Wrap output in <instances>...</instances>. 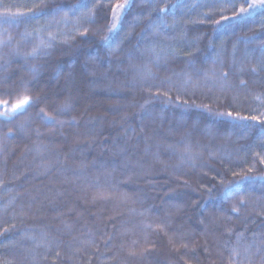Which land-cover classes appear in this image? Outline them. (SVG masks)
<instances>
[{"label":"trees","instance_id":"1","mask_svg":"<svg viewBox=\"0 0 264 264\" xmlns=\"http://www.w3.org/2000/svg\"><path fill=\"white\" fill-rule=\"evenodd\" d=\"M78 2L0 0L45 13L0 23V99L32 97L0 117V261L231 264L238 247L237 264H264V123L239 119L264 113V9L130 0L110 34L123 0H98L86 36L80 13L49 24Z\"/></svg>","mask_w":264,"mask_h":264},{"label":"snow or ice","instance_id":"2","mask_svg":"<svg viewBox=\"0 0 264 264\" xmlns=\"http://www.w3.org/2000/svg\"><path fill=\"white\" fill-rule=\"evenodd\" d=\"M91 0H79L78 3L72 5L71 7L67 8V10H64L63 8H58L55 10V12L52 15V20L49 22V24H64L67 26L70 23L69 20V15L71 14L72 16H76L77 13H80V16L77 17L74 28L75 32L78 35L81 36H86L87 33L89 32V28L84 27L81 29L80 27V19H85L89 23L94 22V17H95V10L99 6L98 0L96 3H92L91 7H89V3ZM229 3H231L232 7L235 8V3H233V0H229ZM244 4H247V7L244 6ZM41 5L34 4L31 8H28L27 13L22 12V11H11V9H5L2 13H0V23H5V24H18L21 19H34L38 18L45 13L42 11H34L33 9L40 8ZM130 7V0H123V3H118L114 7H112V24L108 28V32L111 34L114 31H116L119 27L120 21H121V15L122 13ZM172 8H175L176 5H172ZM257 9H264V0H243V3H241L238 11L235 13L236 17L242 16V15H251L253 12H255ZM83 10V11H82ZM167 11V7L165 8H160L159 12L164 13ZM62 13V15H60ZM59 17V18H57ZM223 19H228V17H222ZM217 24H219V21H216ZM161 24H163V21H161ZM160 25H156L155 27H159ZM166 26V25H165ZM154 30V29H153ZM48 35V40L45 41L44 39H40V42L38 45L33 47L32 51L30 53H26L25 55L27 56H36L38 54H41V52L44 49L51 48L53 46V42L56 40V36L49 31L47 33ZM66 39L63 41L64 43L68 42L67 39V34ZM10 39V37H9ZM104 42L107 43L110 39L109 36H105ZM4 41L0 39V45H2ZM46 54V53H45ZM254 71V69H253ZM227 73H222V77L224 79H227ZM191 81V77H189L188 81L186 83ZM241 85L245 84V81L241 80L240 81ZM28 87L27 85L23 86V90L16 96L14 102H10L8 99H0V117L4 118H12L14 115L23 112L26 110L27 106H29L32 103V97L28 95ZM179 99V97L177 98ZM187 103V101H185ZM194 103V102H193ZM68 107L67 104L64 105V108L66 109ZM196 107H203L207 111H212L210 107L207 105H196ZM41 113H43L44 118L46 122L56 124L60 123L62 124L63 121L57 120V115H60V112H57L56 115L49 114L45 112L43 108L40 109ZM219 115L224 116L227 115L229 117L232 116L231 112L228 113H219ZM75 118H73L74 120ZM241 120H248L251 119L253 121H258L261 123H264V113H261L259 117L257 116H252V117H239ZM9 134H11V130H9ZM261 161L264 162V157L261 158ZM231 187V185L225 186V191H228V189ZM101 198L103 197V194H99ZM241 205L244 203L243 200L240 201ZM233 212H238L239 209L237 207H233ZM242 236L243 234H239ZM239 240V236H238ZM185 247H187L185 245ZM135 254V253H133ZM59 255V253H57ZM242 255L238 247H233L231 249V256H232V261L231 264H237V258H239ZM244 256H248V249H244ZM0 264H9L8 261H0Z\"/></svg>","mask_w":264,"mask_h":264},{"label":"rangeland","instance_id":"3","mask_svg":"<svg viewBox=\"0 0 264 264\" xmlns=\"http://www.w3.org/2000/svg\"><path fill=\"white\" fill-rule=\"evenodd\" d=\"M257 10H259V9H257ZM262 157H264V152L262 153Z\"/></svg>","mask_w":264,"mask_h":264}]
</instances>
